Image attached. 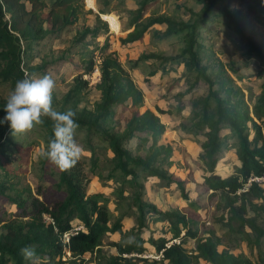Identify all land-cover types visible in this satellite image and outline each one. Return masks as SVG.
Segmentation results:
<instances>
[{
  "label": "trees",
  "instance_id": "1",
  "mask_svg": "<svg viewBox=\"0 0 264 264\" xmlns=\"http://www.w3.org/2000/svg\"><path fill=\"white\" fill-rule=\"evenodd\" d=\"M99 1L101 5L99 12L105 13L104 8L114 0ZM151 1L154 0H139L137 8L130 11V25L133 30L128 33L124 42L141 39L154 24H164L165 35L181 34L184 38L185 45L179 55L181 60L188 69L196 72L193 84L203 80L208 86L206 95L189 99V115L185 122L179 124L185 133L203 134L205 137L200 141L202 149L200 158L204 161L207 173L203 176L204 180L200 186L206 191L232 195V199L239 200L237 205L230 208L229 222L237 220L240 228L247 226L250 229L253 239L248 234L246 238L258 250L257 264H264V249L260 243L264 237V228L256 223L255 218L245 216L248 209L264 212V191L257 181L249 182L250 178L264 174V87L249 107L242 90L224 73L223 66H219L214 79L205 72L204 67H201L197 30L198 25L210 13L214 1H203V9L193 15L196 19L192 22L175 21L162 15L144 18L145 10ZM81 2L82 0H0V82L9 81L16 84L18 80L25 78L21 69V56L25 48L44 38L47 33L59 32L74 24L81 9ZM233 2L220 0L223 17L239 35L246 47V53L260 60V72L264 76V49L243 29L231 9ZM239 2L242 3L243 0ZM261 4H264L262 0H255L253 6L247 5L239 10L247 13L259 12L255 8ZM96 19L102 22L98 15ZM102 24L106 31L107 24L105 22ZM100 30L99 27L87 28L81 37L98 36ZM82 55L87 56L82 59L85 63L84 70L74 77V84L63 96L58 112L71 109L75 113L79 127L86 130V140L91 150L88 170L94 172L97 167L96 150L90 142L92 137H96L110 150L113 170L119 172L124 179L128 176L135 179L137 172H141L144 176L160 179L168 186L176 184L181 194L186 197L184 188L186 181L175 178L168 172V167L172 163V148L159 143L166 128L165 124L153 111L149 109L139 111L143 102L142 93L119 60L112 53L102 55L99 61L94 59L93 51ZM139 58H158V55H141ZM96 65L99 68V80L95 86L100 92V98L92 109L83 107L78 110L80 96L84 88L91 83L83 74L91 73ZM27 74L32 75L33 71L30 70ZM1 106L0 103V108ZM117 107H120L121 111L129 112V115L123 116V121L117 116L119 113ZM182 109V105H179L177 111ZM158 111L164 112L161 109ZM43 119L44 122L40 125L46 130L47 144L53 136V122L46 117ZM222 129H228L236 138V156L239 161L235 172L225 176L220 175L215 169L221 159V149L224 145ZM9 131V126L0 124V144ZM138 134L142 136H139L136 148L145 147L150 141L144 155L134 154L126 147L127 141ZM53 168L58 173L56 186L63 192L61 198L46 196L43 191H37L38 196L29 195L26 198L17 194L18 197L10 199L16 211L13 218L8 221L0 220L3 222L0 223V264H86L88 259L84 254L99 250L102 239L111 232H118L120 236L130 238L125 243L120 240L112 242L117 254L110 255L105 264H138V260L147 258L143 256L146 250L145 239L140 235L146 226V213H156L157 220L168 221L172 234L170 240H179L166 245L168 240L165 237L157 239L150 237L149 242L156 251L154 255L160 252L162 254L159 259H153V264H198L200 260L209 264H253L247 258L234 255L227 250L219 251L218 244L211 235L197 237L195 231L189 228L184 214L158 211L150 204L137 206V227L132 230L134 236L124 233L121 219L112 220V211L103 193H87L89 177L80 160L65 172H60L54 166ZM254 199L260 203H255ZM179 225L185 230L183 235ZM66 233L67 240L64 237ZM184 236L196 238L192 251H187L183 247ZM25 248L31 250L27 258L22 253V249Z\"/></svg>",
  "mask_w": 264,
  "mask_h": 264
},
{
  "label": "rangeland",
  "instance_id": "2",
  "mask_svg": "<svg viewBox=\"0 0 264 264\" xmlns=\"http://www.w3.org/2000/svg\"><path fill=\"white\" fill-rule=\"evenodd\" d=\"M203 1H214V4L207 18L198 25L197 47L200 65L212 79L218 72L219 66H223L224 73L242 90L244 100L251 107L264 87L260 60L246 53V47L239 35L223 17L220 0H154L146 8L143 17L162 15L175 21L192 22L196 19L193 15L203 9ZM138 2L139 0H114L104 8L105 13H100L99 0H95L94 5H90L87 0H82L81 9L74 24L59 32L47 33L44 38L25 48L21 56V69L27 78L38 79L47 75L54 80L52 107L58 111L61 108L63 96L74 84V77L84 70L85 63L82 59L87 56L82 54L93 51L96 61L107 53L114 54L142 93L143 102L139 111L149 109L165 124L166 128L159 143L171 146L172 163L168 167V172L175 178L186 181L184 183L186 197L181 194L176 184L168 186L160 179L144 176L141 172H137L135 179L130 176L124 179L119 172L113 170L112 153L96 137H92L90 142L96 150L98 162L94 172H90L88 168L91 150L86 140L87 132L84 128L78 127L75 139L83 149L79 160L83 163L89 177L86 185L87 193H103L108 199V207L113 215L112 220L121 219L124 233L132 234V230L137 227V206L150 204L154 205L158 211L184 214L189 228L195 231L197 237L211 235L217 242L219 251L227 250L257 264L258 250L246 238L248 234L253 239V233L247 226L240 228L237 220L229 222L231 221L230 208L232 205H237L239 200L232 199V195L212 193V190L206 191L200 186L204 180L203 176L207 173L204 161L200 158L202 152L200 141L205 137L203 134L185 133L179 126L189 115V99L204 96L208 91V86L203 80L193 84L196 72L188 69L179 56L185 45L184 38L181 34L165 35L166 26L154 24L141 39L124 42L128 33L133 30L130 25V11L137 8ZM227 2H233L231 9L243 29L264 49V4L256 6L255 9L259 12L247 13L239 9H244L247 5L253 6L255 0H243L242 3L239 0H227ZM96 15L107 24L106 31L103 29L102 22L96 19ZM106 16L116 18L117 30L113 31L110 28ZM94 27L101 29L98 36L81 37L85 29ZM149 54L158 55V58H139L141 55ZM30 70L33 71L32 75L27 74ZM83 76L90 79L91 83L84 88L80 96L78 110L83 107L92 109L100 98V92L95 86L99 80V74L93 70ZM14 86L15 84L9 81L0 82L2 105L0 120L6 115L3 108ZM216 87L217 85L214 86ZM179 105L183 107L181 111H177ZM158 109L164 112L160 113ZM116 110L119 112L117 116L121 117L122 121L123 116L129 115L128 111H121L120 107ZM221 135L224 136V145L221 149V159L215 169L220 175L225 176L235 172L239 161L236 156V138L228 129H222ZM45 136L46 130L41 125H36L31 131L16 137H13L9 131L0 144V187H2L0 220L3 222L13 218L16 207L10 199L18 197L17 194L27 198L29 195L38 196L37 191H43L46 196L54 198L63 196V192L56 186L58 182L56 169L43 158L37 157L38 151L46 146ZM139 136L142 134L127 141L126 147L134 154L144 155L150 141L145 147L138 149L136 147ZM260 186L264 191V182H261ZM253 201L260 203L256 199ZM245 216L255 218L256 223L264 228L263 210L254 212L248 209ZM156 217V213H146V226L141 230L140 235L145 239L146 250L143 255L147 258L138 260V264H153L152 261L155 258L151 255L156 251L149 242L150 237L154 239L165 237L168 245L172 241L179 242V240H170L172 234L168 221L157 220ZM179 227L183 235L185 230L181 225ZM120 235L118 232L107 233L102 239L99 250L84 254V257L88 259L86 264H105L110 255H116L117 250L112 242L120 240L125 243L130 238ZM182 243L187 251H192L195 248L196 238L184 236ZM260 243L264 249V237L261 238ZM198 264L209 263L200 260Z\"/></svg>",
  "mask_w": 264,
  "mask_h": 264
},
{
  "label": "clouds",
  "instance_id": "3",
  "mask_svg": "<svg viewBox=\"0 0 264 264\" xmlns=\"http://www.w3.org/2000/svg\"><path fill=\"white\" fill-rule=\"evenodd\" d=\"M54 88V80L47 75L38 79L25 77L18 80L7 97L3 108L6 115L0 120V124L6 123L11 135L16 137L42 124L43 118H49L53 122V136L38 151L37 157L43 158L60 172H65L76 165L83 149L75 139L76 129L79 127L75 113L71 109L58 112L52 107ZM22 253L27 258L31 250L25 248Z\"/></svg>",
  "mask_w": 264,
  "mask_h": 264
},
{
  "label": "built area",
  "instance_id": "4",
  "mask_svg": "<svg viewBox=\"0 0 264 264\" xmlns=\"http://www.w3.org/2000/svg\"><path fill=\"white\" fill-rule=\"evenodd\" d=\"M94 72L96 73V74H99V68H98V66H95V68H94ZM251 180H254V181H257L259 184L261 183V182H264V174L262 175V176H260V177H252V178H250L249 179V182L251 181ZM64 237H65V239L67 240V238H68V233H66L65 235H64ZM168 245V244H167ZM144 256V255H143ZM151 256H153V258H156V259H159L161 256H162V254H161V252L159 253V254H157V255H151Z\"/></svg>",
  "mask_w": 264,
  "mask_h": 264
},
{
  "label": "bare ground",
  "instance_id": "5",
  "mask_svg": "<svg viewBox=\"0 0 264 264\" xmlns=\"http://www.w3.org/2000/svg\"><path fill=\"white\" fill-rule=\"evenodd\" d=\"M88 3L90 5H94L95 4V0H87ZM106 19L109 21L110 23V28L115 31L117 30V27H118V22L116 20V18L114 16H106Z\"/></svg>",
  "mask_w": 264,
  "mask_h": 264
}]
</instances>
